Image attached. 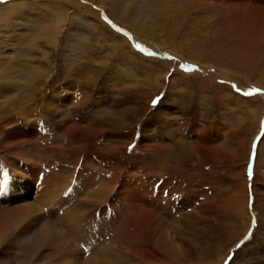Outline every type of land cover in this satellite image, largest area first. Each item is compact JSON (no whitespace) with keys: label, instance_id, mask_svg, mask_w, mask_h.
Listing matches in <instances>:
<instances>
[{"label":"rangeland","instance_id":"374dc122","mask_svg":"<svg viewBox=\"0 0 264 264\" xmlns=\"http://www.w3.org/2000/svg\"><path fill=\"white\" fill-rule=\"evenodd\" d=\"M13 1L0 264H264V0Z\"/></svg>","mask_w":264,"mask_h":264},{"label":"bare ground","instance_id":"6f19581e","mask_svg":"<svg viewBox=\"0 0 264 264\" xmlns=\"http://www.w3.org/2000/svg\"><path fill=\"white\" fill-rule=\"evenodd\" d=\"M56 2V1H55ZM67 2H70L69 0H67ZM74 2V1H73ZM25 2L24 1H18V2H10L8 4H3L0 5V20H2L3 18L8 17L9 15L13 14V11H15L17 8H20L22 6H25ZM18 10V9H17ZM114 32V31H113ZM17 132V131H16ZM19 132V131H18ZM14 134V133H13ZM17 136V135H16ZM19 137V136H18ZM36 172V170H35ZM36 178V177H35ZM38 209V208H37ZM25 211V210H24ZM26 212V211H25ZM19 213V215L17 217H20V219L23 217H28L29 214L27 213ZM34 221H37V219L35 218ZM52 228V227H51ZM44 229V228H43ZM48 232V230H47ZM44 234V233H43ZM51 236V235H50ZM46 237V236H45Z\"/></svg>","mask_w":264,"mask_h":264},{"label":"snow or ice","instance_id":"6c2138e0","mask_svg":"<svg viewBox=\"0 0 264 264\" xmlns=\"http://www.w3.org/2000/svg\"><path fill=\"white\" fill-rule=\"evenodd\" d=\"M105 19L107 20L108 18L105 17ZM108 22L111 24L112 22L110 20H108ZM238 92L240 91L239 89H236ZM246 97H251L254 94H264V90L258 89V88H251L248 91L243 93ZM156 101H154L155 103ZM131 150V148H130Z\"/></svg>","mask_w":264,"mask_h":264}]
</instances>
